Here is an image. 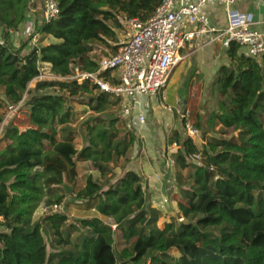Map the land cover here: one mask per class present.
I'll use <instances>...</instances> for the list:
<instances>
[{
    "label": "trees",
    "instance_id": "trees-1",
    "mask_svg": "<svg viewBox=\"0 0 264 264\" xmlns=\"http://www.w3.org/2000/svg\"><path fill=\"white\" fill-rule=\"evenodd\" d=\"M56 1L58 19L38 21L24 45L35 34L53 42L24 56L23 48L11 44L9 33L24 24L38 0H0V89L9 105L21 104L28 114L26 127L11 123L0 138L5 145L0 151V218L5 228L0 232V264H264V57H245L237 43L228 42L230 65H222L214 78L221 99L206 123L211 132L221 128L220 138L204 137L209 149L203 156L191 138L175 133L170 140L178 147L177 169L193 167V184L187 190L181 187L178 219L161 229L160 213L147 206L141 176L124 168L117 174L111 167L136 143L133 134L119 139L117 120L101 117L113 96L70 77L78 66L80 72H98L93 45L116 43L123 17L147 21L162 0ZM46 66L64 81L39 82L30 91ZM77 98H85V106L98 116L86 123L87 144L81 151L72 127ZM3 108L0 101V112ZM3 121L0 115V126ZM228 132L238 137L229 139ZM193 155L201 156L200 164L190 160ZM79 163H89L99 180L90 175L77 189ZM65 184L73 189V200L101 218L68 225L67 215L54 213L33 223L43 201L47 207L64 202ZM45 230L56 246L69 249L49 255ZM116 233L125 243L119 257Z\"/></svg>",
    "mask_w": 264,
    "mask_h": 264
},
{
    "label": "rangeland",
    "instance_id": "rangeland-1",
    "mask_svg": "<svg viewBox=\"0 0 264 264\" xmlns=\"http://www.w3.org/2000/svg\"><path fill=\"white\" fill-rule=\"evenodd\" d=\"M259 1L261 0H240L239 3L240 5H247L252 11L253 8L256 9ZM44 7L45 0H38V8L44 10ZM44 21L45 16L41 22ZM121 23L122 28L116 30V43L110 42L109 46L93 45V52L91 53L93 60L100 62L104 58L115 55L129 39V30L124 21ZM39 36L43 40H40V43L42 42L43 45H46L48 38H44L42 35ZM25 42L26 40H22L23 45ZM228 42L227 38L217 41L213 44L214 49L212 51L209 48L210 44L206 42H202L200 46L194 44L189 46L183 54L182 62L175 69L169 82L166 90L167 99L163 103L164 106L160 103L161 100L159 98L129 100L125 97H113L112 106L101 116L107 121L117 120L116 126L120 131L119 139H129L131 134L136 137V143L129 150L126 158L120 159L117 165L111 166L116 169L117 174H119L121 168H125L126 163L134 156L137 160L147 161L156 175L164 173L161 176L162 178H160L159 188H156V193L163 201L162 204H158V209L156 208L160 213L158 227L161 229L168 223L178 219V203L182 198L181 188L179 187L187 190L193 184V167L184 171L177 169L175 161L178 147H174V144L171 145L169 143L170 140L175 133H179L184 139L189 138L186 129L188 122L198 131V134L191 137V140L198 147L200 153L209 149L208 141L204 137L220 138L219 130L221 128L217 127L215 131L211 132L206 129V123L209 115L217 111V104L221 99L217 95L216 87L214 86V69L222 65H230L227 57ZM116 47H118V50H114ZM80 73V66L75 67L74 75L70 79L75 78ZM63 81L64 79L52 76L50 68L46 66L42 69L41 77L29 85V90L35 92L39 82ZM5 99L4 90L0 89V101L4 103V108L0 112V115L4 118L0 126V138L5 127L9 124L13 123L24 128L27 126L24 124L28 123V114L22 110V105L11 106ZM85 102V98H77L72 103L73 114L75 115L72 127L76 131L75 146L78 151H81L87 144L86 123L98 117L85 106ZM197 124H202L204 129H206L205 131H208L207 134H204L205 131L196 128L195 125ZM228 133L229 135L226 137L229 139L238 137L237 134ZM2 147L3 145L0 144V150ZM201 156H203V153ZM200 162L197 163L200 164ZM77 167V189L85 186L86 178L90 175L95 180H99V174L94 171L89 163H79ZM143 191L145 192L144 187ZM145 197L147 206L151 207L150 202L152 200L146 195V192ZM57 206L60 207L58 210L54 206L47 207L45 206V201H43L36 211L32 222H41L45 217L54 213L67 215L69 218L68 225H76L84 219L101 218L90 206L82 202H76L69 195H66L64 202ZM103 220L108 225L113 224L110 219ZM4 231L5 228L0 222V232ZM78 235L75 234L73 236V241L79 239ZM44 237L49 255L69 249L68 246H56V240L48 230H45ZM124 248L125 243L121 239L120 234L116 233L114 249L118 257Z\"/></svg>",
    "mask_w": 264,
    "mask_h": 264
},
{
    "label": "built area",
    "instance_id": "built-area-1",
    "mask_svg": "<svg viewBox=\"0 0 264 264\" xmlns=\"http://www.w3.org/2000/svg\"><path fill=\"white\" fill-rule=\"evenodd\" d=\"M261 1L264 4V0ZM238 3L239 0H162L147 21L123 17L130 36L119 52L102 59L98 63V72H81L73 79L79 84H94L99 91L113 97L129 100L159 98L164 106L172 75L186 49L196 42L212 44L227 38L241 47L245 57L255 60L264 57V25L256 15L240 10ZM209 6L226 10L225 29L211 23L205 12ZM59 14L58 2L45 0L46 23L57 20ZM31 43L33 49L38 47L40 36L35 34ZM0 45H4L1 39ZM186 129L189 138L198 134L189 122ZM190 160L197 163L201 156L193 155Z\"/></svg>",
    "mask_w": 264,
    "mask_h": 264
},
{
    "label": "crops",
    "instance_id": "crops-1",
    "mask_svg": "<svg viewBox=\"0 0 264 264\" xmlns=\"http://www.w3.org/2000/svg\"><path fill=\"white\" fill-rule=\"evenodd\" d=\"M239 2H240V0H239ZM238 7L242 11L249 12V13L256 15L258 20L264 25V4L262 3V1H259L256 9L253 8L252 11H251V9H249L250 7H248L247 5H240V3H238ZM205 12H206V15L209 17V19L211 20V23L214 26H216L220 29H223L226 26L227 15H226V10L224 8L219 7V6H209ZM44 16L45 15H44L43 9L40 10V8H38V7L33 8L27 14L24 24L22 26H20V28L16 32L9 33V38H10L11 44L13 45V47L15 49L23 48V55L24 56L30 54V52L33 50V48H32L33 45H32V43H29L27 46H25L22 44V40L27 41V38H29V36H31V34H34V32L36 30V23L38 21H40L41 19H43ZM3 35H4L3 30L0 28V39L1 40H3ZM47 38H48V40H46L47 44L53 42V40L50 37H47ZM40 40L42 41V39H40ZM202 42L203 41L196 42V43H194V45L200 46ZM41 43L39 44V46L43 45V43L42 44ZM213 44H215V43H212L209 45L210 51H212L214 49ZM220 67H217L214 69L215 74L217 73V71ZM5 101H6V99H5ZM4 147H5V145H3V147L0 151H2L4 149ZM124 169H126V171L132 170L141 176V178L143 180V187H144V190L146 192V195L152 200L150 202V204H151L150 208H152V209L157 208L158 209V207H157L158 204H162L163 201L161 198H159L158 194L156 193V188H159V185L161 183L160 178H162L161 176H163L164 173L156 175L154 173L155 171L151 169V167L147 161L137 160L135 156L133 158H131L126 163V166ZM179 188H181V187H179ZM177 214H179V210L177 211Z\"/></svg>",
    "mask_w": 264,
    "mask_h": 264
},
{
    "label": "water",
    "instance_id": "water-1",
    "mask_svg": "<svg viewBox=\"0 0 264 264\" xmlns=\"http://www.w3.org/2000/svg\"><path fill=\"white\" fill-rule=\"evenodd\" d=\"M63 189L66 192L67 195H72L73 194V189L69 187L68 185H63Z\"/></svg>",
    "mask_w": 264,
    "mask_h": 264
}]
</instances>
